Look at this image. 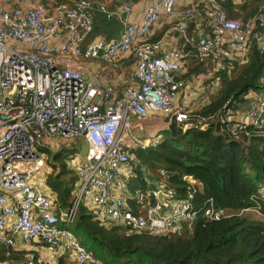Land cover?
Here are the masks:
<instances>
[{
    "label": "built area",
    "instance_id": "2783aa9c",
    "mask_svg": "<svg viewBox=\"0 0 264 264\" xmlns=\"http://www.w3.org/2000/svg\"><path fill=\"white\" fill-rule=\"evenodd\" d=\"M139 1L145 4L140 22L128 23L121 16L130 12L124 5L121 13L113 14L123 25L120 37L110 41L97 37L86 43L95 13H109L107 3L0 0V246L4 248L0 264H17L15 235L25 244L64 246L72 252L73 264H104L64 227L73 224L81 206L100 226L122 227L129 235L181 234L185 227L191 232L200 215L219 221L249 213L216 209L212 200L198 208L193 202L195 181H189L191 190L180 198L163 170L158 188H136L131 198L114 192L122 168L138 165L132 151L155 146L162 138L135 139L132 120L159 114L192 127L217 122L233 139L264 135V92L246 93L245 108L225 106L201 116L177 102L185 88L180 74L187 54L177 46L165 48L161 39L152 40L156 25L170 24L169 31L193 50L198 63L209 65L214 76L233 62L244 64L253 48L264 51V4L243 20L228 17L222 6L226 0ZM251 1L230 0L233 5ZM127 59L133 60L134 76L123 81L121 92L97 74L85 78L77 67L80 60L113 67ZM72 137L84 140L86 152L74 167L72 205L59 220L53 213L55 201L41 193L34 176L45 169L46 141ZM41 182L46 183V177ZM159 192L169 196L165 205L157 199ZM260 193L264 198V188ZM23 264H35L34 254L27 253Z\"/></svg>",
    "mask_w": 264,
    "mask_h": 264
},
{
    "label": "trees",
    "instance_id": "16d2710c",
    "mask_svg": "<svg viewBox=\"0 0 264 264\" xmlns=\"http://www.w3.org/2000/svg\"><path fill=\"white\" fill-rule=\"evenodd\" d=\"M69 1L53 0L55 3ZM256 1L233 5L226 0L222 6L229 18L244 20L256 13L258 6H253ZM122 31L123 25L116 17L96 12L93 30L86 43L97 37L115 40ZM152 40L157 41L159 37ZM184 52L191 53L192 63L184 67L181 80L207 71V66L193 57L190 47L186 46ZM213 80L218 81V93L197 112L199 115L208 117L225 106L231 110L245 108L243 96L246 93L264 92V51L253 48L244 64L233 62L226 70L216 73ZM167 122L168 135L157 145L132 151L138 165L134 169L131 191L146 188L141 169H147L157 177L163 170L169 186L180 198L186 197L191 190L189 181L200 185V188L195 186L193 198L198 208L212 200L216 209L247 210L264 219V198L260 193L264 188V135L251 133L249 138L233 139L217 122L193 127L177 124L170 118ZM80 146H85L83 139ZM81 148L64 149L52 156L55 164L51 169L55 173L46 178V185L56 197L57 212H67L72 205L76 175L68 168V160ZM46 153L50 155V152ZM246 214L219 221H207L200 215L191 232L185 227L181 234L129 235L122 227L100 226L92 212L81 206L70 232L74 237L85 235L97 245L103 252L100 261L104 264H264V220H253ZM3 256L4 248L0 246V259ZM35 264L47 263L38 262L35 257ZM58 264L66 263L61 259Z\"/></svg>",
    "mask_w": 264,
    "mask_h": 264
},
{
    "label": "crops",
    "instance_id": "0c3cea01",
    "mask_svg": "<svg viewBox=\"0 0 264 264\" xmlns=\"http://www.w3.org/2000/svg\"><path fill=\"white\" fill-rule=\"evenodd\" d=\"M43 2H45L44 0H42ZM100 2H105L107 3V8H108V15L110 17H115L114 12H122V8L124 5H128L130 6V12L129 13H125V14H121V16L126 19V21L128 23H138L142 20L143 18V14H144V9H145V4L142 3L139 0H111L110 2H108L107 0H99ZM55 3V2H53ZM199 26L203 25L202 22H199ZM170 28V24L168 23H161L155 26L154 31H153V37H159V39H161L162 44L164 45L165 48L168 47H172V46H177L178 48H180L182 51L185 50V43L184 41L179 38L176 34L172 33L169 31ZM195 28L191 25L188 28V33L192 34L194 33ZM187 54V56L184 59V67L188 64L192 63V55L189 52V54L187 52H185ZM133 60L131 59H127V60H123L122 62H117L116 64H114L115 66L111 67V66H104L103 64H100L98 62V60H93V61H82L80 60V63L77 67L78 69L81 70V72L83 73L85 78H88L90 75L93 74H97L98 76H100L101 78L105 79V80H109L114 82L116 85H118L117 87V91L121 92L122 87H123V81L124 80H133V76H134V65H133ZM79 63V62H77ZM209 66V65H207ZM208 71V72H207ZM207 74L209 75V77H213L211 71H209V67H207ZM184 70L182 71L181 75H183ZM184 81V89L181 91L180 95L177 96V102L178 104H180L181 106H184L186 108L188 105V101L187 98L189 97H196L197 93L194 90H190L188 91V89L190 88V86L187 85V83H185ZM189 82V81H187ZM212 86H215L212 88V90L214 91V93L216 94L218 89H219V84L218 81L215 80L212 84ZM213 92L210 93V95H212ZM200 96L202 97L201 99V104L203 105H207L208 103H210V99L207 96V94H200ZM207 97V98H205ZM194 111V110H192ZM197 112V111H195ZM151 115H155V114H151ZM163 117V116H162ZM241 115L237 114L235 116V119L238 120L240 119ZM147 118H145L146 120ZM163 119H166V117H163ZM133 122V128L132 130H134L136 128V120H132ZM168 126V123H167ZM157 130H161V128H158ZM157 133V132H156ZM153 134L151 137L153 136H158ZM132 135V133H131ZM135 139H137L134 135H132ZM129 144L132 145V143ZM78 165V163H74V164H69L68 163V168L75 171L74 167ZM135 167L132 166H125L122 168L121 173L119 174V178L117 179L118 183H120V186H118L115 183V188H114V192L118 195H122L126 198H131L132 196V192L130 189V184L133 181V179L135 178V172H134ZM141 172L143 174V181L145 182L146 187H154V188H158L159 187V177L157 176H153L147 169H141ZM46 177V175L44 176V178ZM155 178V179H154ZM39 179V190L41 191V193L45 194L50 200H52L53 202L55 201L56 197L54 195V193L47 187L46 183H40ZM193 182V181H192ZM194 183V182H193ZM196 186H198L200 188V185L197 184L196 182L194 183ZM49 194V195H47ZM53 213L55 214V216L60 220L63 215L66 212H62L59 211L57 212V206L54 205V209H53ZM249 214V213H248ZM246 214V215H248ZM12 220L9 219V222H11ZM61 224V222H60ZM14 241L16 244V248H15V252H14V260L17 264H23L25 261V255L29 252L33 253L34 256L37 258L38 262H43V263H47V264H58L59 261L61 259L64 260V262L66 264H73V254L71 251H69L67 248H65L64 246H60L57 249H49L48 247L44 246L43 244H37V243H30V244H25L23 243L19 237L17 235L14 236Z\"/></svg>",
    "mask_w": 264,
    "mask_h": 264
},
{
    "label": "rangeland",
    "instance_id": "374dc122",
    "mask_svg": "<svg viewBox=\"0 0 264 264\" xmlns=\"http://www.w3.org/2000/svg\"><path fill=\"white\" fill-rule=\"evenodd\" d=\"M45 3L48 4H52L53 0H44ZM252 1H256V0H252ZM264 4V0H258L256 1L253 6H260ZM185 72V71H184ZM208 72V71H207ZM207 72H204V74H200L199 76H189L187 77L185 80V83H187L188 86H190V88L188 89V91L190 90H194L197 95L196 97H188L187 101L189 102L187 107L188 109L194 110L199 112L204 106L201 104V99L202 97L200 96V94L204 93L207 94V96L210 99V102L215 98V96L217 95V93L215 94L214 91L212 90L213 87L211 84L215 81L213 80V77H209V75L207 74ZM185 74V73H183ZM189 81V82H187ZM184 82V81H183ZM219 90V89H218ZM212 93V95H210V93ZM207 98V97H205ZM167 120L163 119V117L159 114H155V115H148L147 119H143V120H139L136 121V128L134 130H131L132 135H134L139 141H144L146 139H150L151 136L153 134L158 135L160 138L161 137H165L168 135V131H167ZM158 128H161V130H157ZM82 139L81 138H77V137H72L70 139L67 140H62V139H58V138H54V139H50L46 141L47 149H42L44 150V154L46 157L45 163H44V171L36 174L34 176V180H44V176L46 175V178L53 172L54 170H52L51 166L53 163L52 160V156L58 152H61L64 149H68V150H73L77 147L81 148L80 146V141ZM139 147H136V149ZM85 146H83L81 148V150L79 151V153L73 155L71 158V160H75L73 161V163H78L80 164L82 162L83 156L86 152L85 150ZM50 152V155H46V152ZM68 160V161H71ZM54 166V165H53ZM56 167H58L56 165ZM59 168V167H58ZM56 171V170H55ZM155 179V178H154ZM49 195V194H47ZM248 218L253 219V220H264L262 219V217H260V215H258V213L255 212H251L249 213V215H246ZM64 227L70 229L71 231V227L68 225H64ZM77 241L88 251V252H93L95 254V258H97L98 260H102L103 256H102V251L100 250V248L97 245L92 244V242L90 241V239L85 236V235H80V236H75Z\"/></svg>",
    "mask_w": 264,
    "mask_h": 264
},
{
    "label": "water",
    "instance_id": "95a60500",
    "mask_svg": "<svg viewBox=\"0 0 264 264\" xmlns=\"http://www.w3.org/2000/svg\"><path fill=\"white\" fill-rule=\"evenodd\" d=\"M157 199H158V201H159L161 204L165 205L164 200H165V199H169V196H166L163 192H159V193H158V196H157Z\"/></svg>",
    "mask_w": 264,
    "mask_h": 264
}]
</instances>
